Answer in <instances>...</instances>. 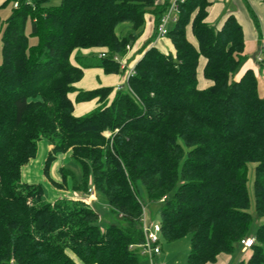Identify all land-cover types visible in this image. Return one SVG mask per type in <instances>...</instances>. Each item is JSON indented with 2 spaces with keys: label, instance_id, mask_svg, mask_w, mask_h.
<instances>
[{
  "label": "trees",
  "instance_id": "16d2710c",
  "mask_svg": "<svg viewBox=\"0 0 264 264\" xmlns=\"http://www.w3.org/2000/svg\"><path fill=\"white\" fill-rule=\"evenodd\" d=\"M49 1L0 4L14 2L0 64V264H142L131 245L144 240V202L159 204L164 241L190 237L186 264L214 263L250 237L246 264H264V223L252 233L264 217V94L253 68L236 77L247 57L237 16L217 26L207 21L212 0H185L166 36L171 50L146 49L122 89L77 90L88 68L121 73L113 57L136 42L148 12L159 22L169 0ZM123 22L131 30L119 38ZM258 63L264 70V52ZM93 99L91 112L74 114ZM42 140L52 146L45 174L70 153L78 173L61 166L62 182L94 187L123 225L102 231L90 204L44 201L43 184L23 180Z\"/></svg>",
  "mask_w": 264,
  "mask_h": 264
},
{
  "label": "crops",
  "instance_id": "0c3cea01",
  "mask_svg": "<svg viewBox=\"0 0 264 264\" xmlns=\"http://www.w3.org/2000/svg\"><path fill=\"white\" fill-rule=\"evenodd\" d=\"M162 2L164 0H157ZM212 5L209 7V14L207 16V21L216 24L217 26L221 24L223 19L228 13H234L241 24L244 27L245 33V54L248 56L252 52H256L261 45V41L264 39V2L262 0H212ZM235 6L237 9L235 10ZM250 10L251 14L248 12ZM131 30V24L128 22L120 23L116 28V34L119 38L124 37ZM139 37L136 42L131 46V48L120 58L124 62L125 66H120L122 69L121 73H106L101 67H92L85 70L84 75L81 80L75 83L77 90H90L103 86H112L117 88V86L125 85L128 80L129 72L134 70V66L138 60L143 56L144 51L152 46H156L161 51L167 52V50L172 49V44L166 37L158 38L156 35V17L152 12H148L145 16V23L138 30ZM167 48V50H166ZM97 48L91 50H81L83 54L89 52H99ZM253 68L255 74L259 78V83L261 79L264 80V70L258 67L256 62L250 63L246 62L244 69H242L236 77L239 78L246 69ZM202 72V71H200ZM200 87H207L211 82L204 80L201 76ZM71 97L74 99L75 94ZM98 106V101L96 99L84 102L75 103L74 114L77 116H83L85 112H91L94 108ZM87 112V113H88ZM51 145L48 143L47 150L48 153L51 149ZM69 154V153H68ZM56 163V162H55ZM44 166V165H43ZM61 165L58 166L61 167ZM26 177V176H25ZM26 178L30 180H35V176L32 174L31 177L27 174ZM29 182V181H28ZM32 182V181H30ZM71 196L80 195L79 193H73L68 191ZM92 204V203H91ZM90 204V205H91ZM163 248V246H162ZM244 253L250 251V248L246 250H241ZM164 254V249H162V254L157 258V261L162 264H174L171 262L167 255ZM234 254L222 253L218 256L217 261L214 263L207 264H246L241 260H235L233 258ZM188 258V257H187ZM145 264H149L148 260L144 258ZM187 262V261H186ZM186 264V263H185Z\"/></svg>",
  "mask_w": 264,
  "mask_h": 264
},
{
  "label": "rangeland",
  "instance_id": "374dc122",
  "mask_svg": "<svg viewBox=\"0 0 264 264\" xmlns=\"http://www.w3.org/2000/svg\"><path fill=\"white\" fill-rule=\"evenodd\" d=\"M3 1L4 0H0V4ZM59 4H60V0H50L49 1V5H59ZM13 7H14V2H10L6 6L0 7V64L2 63V60H3L2 32L4 29L5 21L11 15ZM236 9H237V7L235 6V10ZM248 12L251 14L250 10ZM31 43L32 44L36 43V38H34V37L31 38ZM130 48L131 47H129V49ZM129 49L127 46V51ZM166 50H167V48H166ZM257 52L258 51L252 52L250 55H248L246 57L242 67L237 71L236 75H239V73H241L240 71L242 69H244V65L246 62H250L251 64L256 62L258 67H260V65L256 59ZM259 92L261 95L264 94V80L263 79H261V81L259 83ZM87 112L83 113V115H86L89 113V112L88 113ZM106 131H108V130H106ZM106 137H108V136H106ZM47 147H48V142L46 140H42L41 142H39L36 156L33 159H31V161L26 166L23 167V170H22L23 180L27 181V182L29 181V183H32V182L42 183L44 186V189H45V195L43 196L44 201L52 202V201L56 200L57 198H65V199H70V200L73 199L75 201L76 200V199H74L75 196H71L72 193L68 192V191H72L70 189V187L62 182V174H61V171H59L60 167L58 168V166L62 164V166H68L70 169H72L78 173L77 168L70 161V155H69L70 153L68 154V152H64V153L58 154L57 161L51 170V173H50L51 178H50L45 174L44 166H43L44 162L46 160V157L48 155V151H46ZM251 169H253V168L251 167ZM31 170H32L33 176H35V180H30V178H26L27 174L30 175V177H31ZM250 175H251V178H250L249 183H248L249 194H250L252 202H254V194H253V188H252V174H250ZM70 178H71L70 176H67V180L69 182H71ZM53 180H55L56 182H59V183L62 182V184H63L62 187L54 184ZM30 181H32V182H30ZM72 192L73 193H79L80 195H84L83 192H75V191H72ZM76 201L81 202V200H76ZM82 202L86 203L83 200H82ZM143 205L146 206L147 213H148L150 218L154 219L155 221L156 220L160 221L159 214L157 212V208H158L159 204L157 202H151V203H145L144 202ZM143 205H142V207H143ZM91 207L94 208L95 210L99 211L101 214V218L98 222V226L102 231H104L106 229V227L111 225V224H115V223H120L122 225L124 224V221L120 218V216H118L117 213H115L111 210L109 205L106 203L104 197L102 195H99L97 192H96V199L91 204ZM262 223H264V217L259 219V220H255L253 222V225H252V233H254L255 230L257 229V227ZM189 245H190V237L189 236H187L181 240L171 242V243H168V242L162 240V246L164 249L163 255H167L169 260L171 262H173L174 264H185L187 261L188 253H189ZM241 250H243V249H241ZM241 250L238 248L236 250V252L234 253L233 258L235 260L236 259L237 260L242 259V262L246 263V261L248 260V258L250 256L251 251L244 253ZM142 264H145V263L142 262Z\"/></svg>",
  "mask_w": 264,
  "mask_h": 264
},
{
  "label": "built area",
  "instance_id": "2783aa9c",
  "mask_svg": "<svg viewBox=\"0 0 264 264\" xmlns=\"http://www.w3.org/2000/svg\"><path fill=\"white\" fill-rule=\"evenodd\" d=\"M185 0H169L166 11L160 17L159 22L156 24V35L158 38L166 37L170 28L178 21L180 14V5ZM17 6V3H15ZM129 49V46H128ZM264 52V39L259 46L256 59L258 62L262 61V53ZM101 57L105 54L101 53ZM114 61L118 62L120 66H125L120 56L115 55ZM133 73V70L129 72V76ZM128 76V77H129ZM125 85L117 86L118 89H122ZM111 131H105V136H111ZM76 200H83L87 204H91L96 199V190L94 187H90L84 195H76ZM142 214L140 217V224L144 234V240L139 244L131 245L132 248H137L141 256L148 260L149 264H162L157 261V258L162 254V224L161 221L154 220L149 217L146 206L142 207ZM242 249L246 250L254 244V238L250 237L241 241Z\"/></svg>",
  "mask_w": 264,
  "mask_h": 264
}]
</instances>
